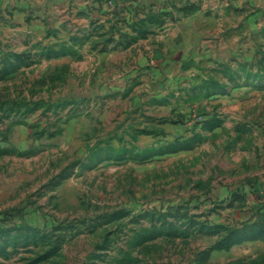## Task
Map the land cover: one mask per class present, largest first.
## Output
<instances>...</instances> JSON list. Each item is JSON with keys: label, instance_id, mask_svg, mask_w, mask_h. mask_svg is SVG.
I'll use <instances>...</instances> for the list:
<instances>
[{"label": "rangeland", "instance_id": "obj_1", "mask_svg": "<svg viewBox=\"0 0 264 264\" xmlns=\"http://www.w3.org/2000/svg\"><path fill=\"white\" fill-rule=\"evenodd\" d=\"M164 6L0 0V264H264V14Z\"/></svg>", "mask_w": 264, "mask_h": 264}, {"label": "crops", "instance_id": "obj_2", "mask_svg": "<svg viewBox=\"0 0 264 264\" xmlns=\"http://www.w3.org/2000/svg\"><path fill=\"white\" fill-rule=\"evenodd\" d=\"M140 2L142 7L150 8L152 4L164 6V1L170 4V9L186 10L185 16H188L191 21L195 22L199 19L200 25H205L207 22L216 21L220 24L221 21L228 17H235L237 14H247L252 16L256 10L264 14V0H133ZM169 6H167L168 8ZM175 12V11H174Z\"/></svg>", "mask_w": 264, "mask_h": 264}]
</instances>
